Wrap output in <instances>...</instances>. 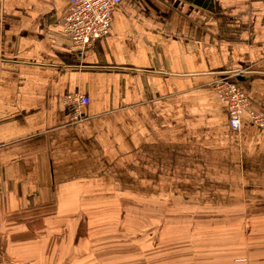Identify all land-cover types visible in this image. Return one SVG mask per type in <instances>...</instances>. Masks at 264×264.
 <instances>
[{"label":"crops","instance_id":"1","mask_svg":"<svg viewBox=\"0 0 264 264\" xmlns=\"http://www.w3.org/2000/svg\"><path fill=\"white\" fill-rule=\"evenodd\" d=\"M68 4L0 0V264H264V128L244 113L232 131L212 86L226 73L264 112V0H122L82 53ZM76 93L88 103L66 106ZM118 191L236 220L173 260L124 252ZM90 227L113 228L109 250Z\"/></svg>","mask_w":264,"mask_h":264},{"label":"rangeland","instance_id":"2","mask_svg":"<svg viewBox=\"0 0 264 264\" xmlns=\"http://www.w3.org/2000/svg\"><path fill=\"white\" fill-rule=\"evenodd\" d=\"M108 193L109 191H101V193L93 198H101V200H104V196H107ZM118 194L124 195L120 197L126 199L127 203L132 202L134 205L132 211L117 213V217L114 218L116 220L131 222L130 225H134L131 228L121 227L119 229L121 233L118 235L120 236L118 239H121L122 243H120V246L122 248L121 250L124 252L140 251V249L143 248L144 251H148L149 253H161L166 258L173 260L178 257V253L180 255L188 254L189 238L195 236L192 240H196V242H191V246L194 245L197 252L203 251L206 241L205 236L209 237L207 240L211 242L210 235L218 236L220 235L219 231L223 229L221 227V221L227 218L229 220H236V217L230 218L227 213L221 210L204 209L203 206L199 204V201H190L189 203L180 201L172 193H159L160 195L149 197L140 195L134 196L132 199L125 193H119L118 191L117 195ZM106 200L108 199L106 198ZM86 215H88V213H86ZM110 218L112 217L107 219ZM88 219L89 217L86 218V220ZM114 219H112V221ZM146 220L149 221V223H145L144 221ZM156 223H159V228L156 227L158 226ZM146 225L150 227L147 228ZM112 231L113 228L90 227L86 228L85 236H89L90 238L94 235L100 236L102 241L95 240V242L101 243H92V246L99 250H109L110 245L105 244V242H107L105 236H108ZM141 237L148 239V243L142 245L143 239ZM131 239H133L132 244L129 242ZM214 239L216 240L217 238ZM124 240L127 242L123 243ZM84 241H88V239L86 238ZM217 241H220V239H217ZM126 243H128L127 246H125ZM135 261L138 263V260ZM135 261L133 263H136Z\"/></svg>","mask_w":264,"mask_h":264},{"label":"built area","instance_id":"3","mask_svg":"<svg viewBox=\"0 0 264 264\" xmlns=\"http://www.w3.org/2000/svg\"><path fill=\"white\" fill-rule=\"evenodd\" d=\"M121 1L69 0L68 11L60 24L70 39L73 52L82 53L90 48L94 41L106 35L114 7L118 6ZM234 74L237 76L242 73L235 72ZM212 86L218 97L227 103L228 126L232 131L240 128L241 117L244 113L251 124L264 128V112L252 110L250 101L237 86L230 82L228 74L225 73ZM87 103L88 99L77 93L64 99V104L74 109Z\"/></svg>","mask_w":264,"mask_h":264}]
</instances>
